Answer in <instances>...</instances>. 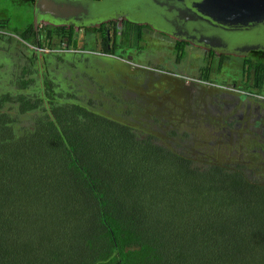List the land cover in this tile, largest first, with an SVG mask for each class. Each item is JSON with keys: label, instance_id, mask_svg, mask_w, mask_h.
<instances>
[{"label": "trees", "instance_id": "trees-1", "mask_svg": "<svg viewBox=\"0 0 264 264\" xmlns=\"http://www.w3.org/2000/svg\"><path fill=\"white\" fill-rule=\"evenodd\" d=\"M37 15L0 64V264H264V181L193 161L147 109L130 117L127 90L87 76L102 63L74 57L73 29Z\"/></svg>", "mask_w": 264, "mask_h": 264}, {"label": "flooded vegetation", "instance_id": "flooded-vegetation-1", "mask_svg": "<svg viewBox=\"0 0 264 264\" xmlns=\"http://www.w3.org/2000/svg\"><path fill=\"white\" fill-rule=\"evenodd\" d=\"M31 1L33 8L38 7L35 12L38 13L40 30L51 27L64 28L67 32L72 29L74 33L82 32L83 49L74 50V57L97 60L102 63V68L103 64H108L104 68L114 77L115 67L123 69L125 66L119 57L111 63L116 55L105 51L118 53L125 42L131 50L159 45L155 50L157 55L162 53L166 59L170 55L171 59L174 58L171 63H183L192 71L191 77L185 75L189 78L181 84L182 91L187 94L193 87L190 100H210L207 119H216L215 126L221 129L223 135L226 134L227 141L241 143L249 138L264 143V0H212L214 4L221 5L219 8L227 15L218 12L217 8L207 9L199 0H170L175 15L167 11L151 12L145 5V8L135 6L132 11L108 7L109 11H101L102 15L93 11L81 20L67 18L64 21L49 13L45 14L47 12L41 6V1ZM104 1L107 0H67L73 4L65 7L67 10L62 16H68L69 8L72 9L78 2L96 4ZM119 1L122 5L127 2ZM128 4V7H132ZM192 15L227 28L226 44L199 37L192 29L193 24L188 21L184 23L187 27L181 24L183 19ZM218 18L226 23H218ZM125 25L131 28V32L124 42L126 35L122 29ZM134 29L140 30L139 40ZM149 34L157 38L148 37ZM226 68L227 77L221 78ZM184 120H189V117ZM160 122L168 123V118ZM260 154L264 156V148L260 149Z\"/></svg>", "mask_w": 264, "mask_h": 264}, {"label": "rangeland", "instance_id": "rangeland-1", "mask_svg": "<svg viewBox=\"0 0 264 264\" xmlns=\"http://www.w3.org/2000/svg\"><path fill=\"white\" fill-rule=\"evenodd\" d=\"M35 20V9L30 2L0 0V37L2 38L0 42L2 47L0 48H4L3 52L5 53V55L4 53L0 54V64H5L9 49V46H6L5 52V39L10 38L15 41L16 34L21 35L30 25L35 27ZM148 37L157 38L154 34H149ZM76 41L77 50H82L84 43L82 32L76 33ZM125 43L122 44L120 52H115L114 59L119 57L125 66L123 69L117 68L116 77H111L112 73L104 67L99 68L98 71L88 72L87 76L89 78L98 76L104 86H118L129 91L125 94L129 96L127 107L131 112L128 114L130 117L138 118L143 114L144 108L147 109L148 124L168 118V123L174 125L169 129L176 130L181 136L184 135L188 146L187 153L193 161L201 163L203 159L207 158L216 162L237 163L240 161L239 163L246 168L250 176L256 180L264 181V156L260 154L264 143L254 142L249 138L241 143L227 141L226 134L223 135L221 129L215 126L216 119H207L210 100H190L193 87L188 90L187 94L175 89L180 84H184L183 82H187L186 79L189 77L185 75L192 76V71L188 69L187 65L171 63L174 58L171 59L170 55H167V59L162 53L157 55L155 50L159 45L155 44L150 48L137 47L135 50H131V47ZM35 52L39 53L37 50ZM41 52L47 53V49H42ZM5 72V68L4 70L0 68V91L6 89ZM226 77L227 68L221 75V78L226 79ZM122 95L124 96V94ZM159 108L165 110L166 117L160 114ZM188 117L189 120H184Z\"/></svg>", "mask_w": 264, "mask_h": 264}, {"label": "water", "instance_id": "water-1", "mask_svg": "<svg viewBox=\"0 0 264 264\" xmlns=\"http://www.w3.org/2000/svg\"><path fill=\"white\" fill-rule=\"evenodd\" d=\"M41 1V6L44 7L45 11L47 13L45 14H51L54 16H56V19H60L62 21H64L67 18L70 19H82L85 16H88L90 14L93 13V11L95 12H99V15H102L103 10L106 9V11H109V8L115 9V8H123V9H127L128 11H132L133 8L136 7H140L143 6L145 8V5L151 9V12L153 10L155 11H167L168 14H174L175 10L171 9V2L170 0H127L126 3H124V5H122V3L119 0H107L104 2H98L96 4H91V2H86V3H76L75 6H73V8H69V11L67 12L68 16L64 15L62 16L63 13H65V11L67 10L65 7L68 5L71 6L73 3L71 2H67V0H38ZM195 1V0H194ZM200 4L201 1L202 3L206 6V8H217L218 12H221V14H225V11L221 10L219 7H221V5H217L214 4V2L212 0H199ZM204 1V2H203ZM130 3L132 5V7H128ZM106 6V7H104ZM38 8V7H37ZM43 9L40 10V12H42ZM88 11H91L90 13H86ZM43 14V12H42ZM70 14V15H69ZM175 15V14H174ZM61 16V17H59ZM157 18H160L159 15H156ZM186 21L190 22L193 24L192 29L194 30V32H197V34L199 35V37H204V38H211L217 42L226 44L227 41V28L220 26L218 24L214 25L213 23H211L209 20L200 18V17H194V15H192L190 18H185L183 19V23H181L182 25H184L185 27H187ZM218 23H226L225 21L221 20L220 18H218ZM181 25V26H182ZM172 26H176L174 24H172ZM181 26H179L180 28H182Z\"/></svg>", "mask_w": 264, "mask_h": 264}, {"label": "crops", "instance_id": "crops-1", "mask_svg": "<svg viewBox=\"0 0 264 264\" xmlns=\"http://www.w3.org/2000/svg\"><path fill=\"white\" fill-rule=\"evenodd\" d=\"M2 41V38L0 37V42Z\"/></svg>", "mask_w": 264, "mask_h": 264}]
</instances>
